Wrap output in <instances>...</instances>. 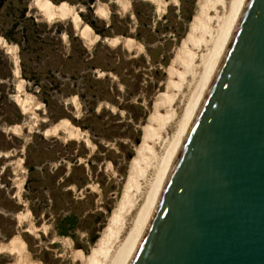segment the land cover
<instances>
[{"label": "rangeland", "instance_id": "374dc122", "mask_svg": "<svg viewBox=\"0 0 264 264\" xmlns=\"http://www.w3.org/2000/svg\"><path fill=\"white\" fill-rule=\"evenodd\" d=\"M48 1L74 6L79 27L70 18L44 19L34 0H8L0 11V120L22 115L13 125L1 124L8 139L0 149V244L19 236L35 262L77 264L73 252L92 254L123 199L146 127L166 94L169 67L183 52L203 0H165L164 12L150 0H128L126 10L119 0ZM99 4L107 6V19L97 15ZM85 26L98 39H82ZM117 37L142 49L113 46ZM2 41L17 48L19 77ZM18 96L32 97L29 112ZM61 120L90 144L46 133ZM138 133L137 144L131 137ZM32 195L42 198L37 213ZM64 229L67 236L60 234ZM14 262L0 254V264Z\"/></svg>", "mask_w": 264, "mask_h": 264}, {"label": "water", "instance_id": "95a60500", "mask_svg": "<svg viewBox=\"0 0 264 264\" xmlns=\"http://www.w3.org/2000/svg\"><path fill=\"white\" fill-rule=\"evenodd\" d=\"M130 264H264V0H246Z\"/></svg>", "mask_w": 264, "mask_h": 264}, {"label": "bare ground", "instance_id": "6f19581e", "mask_svg": "<svg viewBox=\"0 0 264 264\" xmlns=\"http://www.w3.org/2000/svg\"><path fill=\"white\" fill-rule=\"evenodd\" d=\"M150 1L157 5L159 11L164 12L166 9L165 0ZM245 1H202L183 52L169 67L166 94L158 100L154 115L146 127L143 144L130 168L128 187L123 199L92 254L85 258L81 253L73 252L77 264H130ZM118 3L125 10L130 5L128 0H119ZM33 5L48 21L70 18L75 26L79 27L81 23L75 7L69 4L54 5L48 0H34ZM96 12L101 18L109 17V10L105 4H99ZM80 34L87 42L92 43L98 39L88 26H85ZM111 42L113 46L122 42L127 50L134 47L142 49L136 41L129 39L122 41L117 37ZM2 44L11 55H14L15 75L19 77L17 48L5 41H2ZM23 85L24 82L20 80L18 83L20 93ZM32 101V97L26 100L20 99V96L17 98L24 114L31 110ZM46 133L55 136L62 133L67 140L85 139L89 143L86 134L68 120H61ZM23 214L21 216L24 218L30 216L29 212L25 216ZM33 229L34 227L31 228ZM68 244L72 250L71 242ZM1 253L13 255L15 257L13 264H42L32 260L25 242L19 236L13 237L6 244H0Z\"/></svg>", "mask_w": 264, "mask_h": 264}, {"label": "trees", "instance_id": "16d2710c", "mask_svg": "<svg viewBox=\"0 0 264 264\" xmlns=\"http://www.w3.org/2000/svg\"><path fill=\"white\" fill-rule=\"evenodd\" d=\"M8 0H0V11L2 10V8L4 7V5L6 4V2H7ZM61 4V3H60ZM112 26V25H111ZM110 26V27H111ZM99 34H102V36H108V35H105L104 34V32H101V33H99ZM58 57H59V55H58ZM150 57L152 58V60H155L156 59V55L155 54H153V53H151L150 52ZM65 67L67 68V64L65 65ZM77 73V70H75L74 71V74H76ZM22 119V115L19 113V112H16V113H14L12 116H10V115H7V116H4L3 118H2V120H0V149H3L4 148V145H3V142L4 141H6L8 138H7V136H6V134L4 133V131H3V129H2V127H1V124H6V125H13L14 123H17V122H19L20 120ZM139 133L137 134V137H135V138H133V137H131V139L133 140V141H135V143H139ZM136 136V135H135ZM127 159L128 160H130L131 159V155H128L127 156ZM33 172L34 171H32V174H33ZM38 180V179H37ZM31 181V180H30ZM68 181V180H67ZM68 182H70L71 184L72 183H75L74 181H73V179L72 180H69ZM31 200H32V211H33V213H37V207L39 208V205H40V202H41V200H42V198H41V200L39 199V196L38 195H32L31 197ZM33 199L35 200V199H39L38 201H36V202H34L33 201ZM59 222L61 223V222H63L64 224H66V223H69V220H68V218L66 219V220H59ZM66 226V225H65ZM65 226H63V228H66ZM60 234L61 235H63V236H67L68 234H69V230L68 229H64L63 231H61L60 232ZM95 238L92 240V242L93 243H95ZM26 243V242H25Z\"/></svg>", "mask_w": 264, "mask_h": 264}]
</instances>
